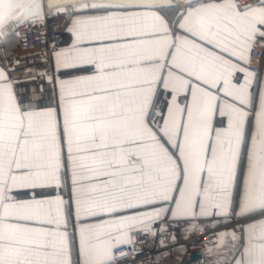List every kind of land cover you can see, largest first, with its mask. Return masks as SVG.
I'll list each match as a JSON object with an SVG mask.
<instances>
[{
	"label": "snow or ice",
	"instance_id": "snow-or-ice-1",
	"mask_svg": "<svg viewBox=\"0 0 264 264\" xmlns=\"http://www.w3.org/2000/svg\"><path fill=\"white\" fill-rule=\"evenodd\" d=\"M56 15L47 69L0 64V264H119L137 235L201 219L232 224L204 246L214 264H264V76L247 67L264 0H0V59L22 27L47 43Z\"/></svg>",
	"mask_w": 264,
	"mask_h": 264
},
{
	"label": "built area",
	"instance_id": "built-area-1",
	"mask_svg": "<svg viewBox=\"0 0 264 264\" xmlns=\"http://www.w3.org/2000/svg\"><path fill=\"white\" fill-rule=\"evenodd\" d=\"M240 7L250 5L253 0H237ZM65 26V17L63 15H56L47 20L46 24V40L41 34L43 29L40 27L32 28L22 27L20 29V38L17 40L18 48L22 51L21 55L15 58L20 61V66L15 71L9 72L10 78L16 80L24 76V69H32L31 75H35L36 70H44L48 68V65L42 63V57L45 52L49 51V44L59 41L62 35L63 28ZM251 60L247 65L250 71L258 73L260 70V63L264 55V47L256 46L251 51ZM14 60V61H15ZM199 226L192 229L190 234H186L184 229L186 228L185 222L173 224L170 223L169 230L163 234V236L153 237H136V247L141 249L139 254H136L133 258V249L127 246H121L116 255L119 256L122 252L129 254L127 259H122L119 264H134L137 259H148L153 254L161 251L170 252L174 248H182L187 254L200 251L201 247L210 241L218 229L216 227H209L205 224L199 223ZM221 221H217V225H221ZM173 234H175V243H169L172 240ZM163 239L165 242L164 247H160L159 240ZM143 240V243L140 241ZM162 261L161 264H164Z\"/></svg>",
	"mask_w": 264,
	"mask_h": 264
},
{
	"label": "crops",
	"instance_id": "crops-1",
	"mask_svg": "<svg viewBox=\"0 0 264 264\" xmlns=\"http://www.w3.org/2000/svg\"><path fill=\"white\" fill-rule=\"evenodd\" d=\"M245 7V6H244ZM241 7V8H244ZM67 39V34L65 32V26L62 31L61 38L59 41L63 42ZM7 55L6 59H0V64H7L9 61H14L16 57L21 55L22 51L18 48L17 40H13L9 45L6 46ZM5 54V47H0V57H3ZM260 76H264V55L260 63V70L257 73ZM37 84L40 81L36 82ZM33 85H21V87H32ZM220 221V220H217ZM216 221V223H217ZM199 223L205 224L209 227L212 226V221L201 219L198 221ZM166 223H171L170 221H166ZM155 228H159V224L154 225ZM232 229L231 223L222 222L221 225H218V229L215 231L214 237L207 241L200 249V252L203 256V262L199 264H214L215 260L218 258L217 254H214L212 251H206L204 246H208L210 249H214L216 247L215 239L216 236L224 231H230ZM189 254H187L182 248H174L170 252H157L153 254L148 259H137L134 264H161L162 261H165L164 264H186L187 258Z\"/></svg>",
	"mask_w": 264,
	"mask_h": 264
},
{
	"label": "water",
	"instance_id": "water-1",
	"mask_svg": "<svg viewBox=\"0 0 264 264\" xmlns=\"http://www.w3.org/2000/svg\"><path fill=\"white\" fill-rule=\"evenodd\" d=\"M202 262H203L202 253L200 251H196L188 256L186 264H199Z\"/></svg>",
	"mask_w": 264,
	"mask_h": 264
}]
</instances>
